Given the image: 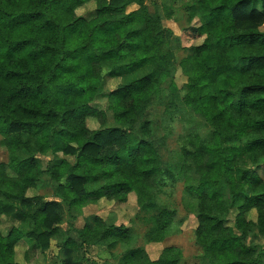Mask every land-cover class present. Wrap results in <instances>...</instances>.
<instances>
[{"label":"clouds","instance_id":"obj_1","mask_svg":"<svg viewBox=\"0 0 264 264\" xmlns=\"http://www.w3.org/2000/svg\"><path fill=\"white\" fill-rule=\"evenodd\" d=\"M0 264H264V0H0Z\"/></svg>","mask_w":264,"mask_h":264}]
</instances>
